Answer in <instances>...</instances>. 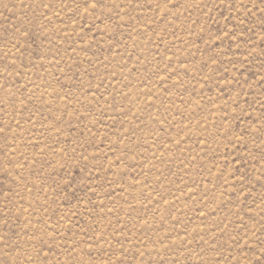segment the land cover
Here are the masks:
<instances>
[{
  "label": "rangeland",
  "instance_id": "1",
  "mask_svg": "<svg viewBox=\"0 0 264 264\" xmlns=\"http://www.w3.org/2000/svg\"><path fill=\"white\" fill-rule=\"evenodd\" d=\"M0 264H264V0H0Z\"/></svg>",
  "mask_w": 264,
  "mask_h": 264
}]
</instances>
